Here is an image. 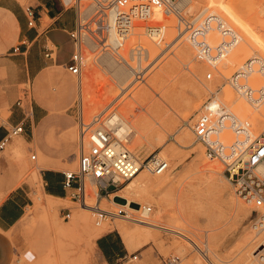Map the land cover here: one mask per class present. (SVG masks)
Masks as SVG:
<instances>
[{"label": "rangeland", "instance_id": "rangeland-1", "mask_svg": "<svg viewBox=\"0 0 264 264\" xmlns=\"http://www.w3.org/2000/svg\"><path fill=\"white\" fill-rule=\"evenodd\" d=\"M221 1L224 4L230 3L236 10L238 17L219 10L211 5L208 0H184L178 2L177 5L182 16L187 20L195 17L198 11L207 10L217 13L227 25L236 31L237 40L215 65L200 61L195 57L194 48L188 40L183 25H181L182 34L179 35L177 14L171 12L169 15H165L161 11L160 13L156 11L148 21L139 22L142 31L137 30V34L133 32L134 34L128 35L122 48L124 53L121 51L122 54L126 53L123 56L128 59L127 61L131 65L133 63L129 61L128 52L133 45L142 43L141 45L149 51L147 61L143 62V66L147 65L148 69H146L142 78L135 83H131V75L127 77L121 88L115 83V80L112 79L110 74L106 73L102 66L104 63L103 57L105 59L108 55V58H116L107 53L103 54L102 57L101 54L87 52L81 74L79 76L70 74L59 65L69 58L73 49L72 40L66 34H61L57 39L59 58L56 59V63L50 62V66L44 70L42 76L29 77L25 82L14 84L10 82L11 72L5 71L4 68L0 69V91L5 96L3 100H0V123L7 122L10 109L15 107L18 98L22 99L23 108L29 114L31 106L35 103L34 96L36 94L41 96L43 105L57 118L56 123H65L66 119L69 121L73 131V143L69 148L70 155L63 158L67 162L63 167L64 171H74L77 168L79 156L77 122L79 117L87 122L94 114L103 111V108H106V110L117 109L116 111L120 113L121 106L131 100L129 96L137 93L139 95L141 91H145L143 97H139L138 101L133 103V112L139 115L144 113L146 108L151 107L153 115L160 119L161 123L160 125L156 124L154 128L149 130L147 134L148 141H144L140 146H129L133 143H131L130 137L132 141L136 138L134 133L130 132L125 136L130 142L129 140L122 142L133 154L140 158L158 153L169 162L167 171L169 182L167 186L156 195L149 197L148 200L141 202L142 205L146 204L152 207L151 212H149L152 213L150 218H157L158 224L166 229L164 227L148 228L147 241L145 237H140L133 239L129 244H132L133 248L145 244L151 246L150 251L159 254L164 262L172 256H177L179 259L175 264H207L209 258L214 260L213 253H211L214 252L219 258V260H215L214 264H230L231 259L236 254V246L242 237L246 234H255L252 226H254L256 212L253 210L252 205L245 204L236 194L233 186L222 176V164L218 160L210 159L205 155L204 147L195 141L192 132V125L202 104L212 96L221 100L240 118H249L254 133L257 134L264 129V119H252L253 114L249 113L253 108L241 98L228 82L231 74L241 67L247 59L262 55L260 53L264 50V0ZM86 3V0H71L68 6L76 10L80 5L82 10ZM46 22L48 23L49 20L46 19ZM158 23L166 25L163 42L160 45L153 42L144 30L146 24ZM219 33L221 32L215 29L208 32L207 39L212 45L220 41L221 35ZM139 35H142V40ZM245 39L253 45V48L246 45L244 48H248L249 51L243 52L242 45L245 46ZM147 41L150 43L147 44ZM165 42L169 43L167 47H165ZM49 46H52L51 43H49ZM179 49H187L191 59L176 58L174 53ZM98 59L102 60V65ZM252 64L255 71L252 70V77H250V81H252L250 83L257 87L263 83L262 72L260 71L262 67L259 68V63ZM165 65H169V69L165 74H161V69ZM221 65L224 66L225 70V73L222 72V74L221 68L223 67ZM192 68L193 73L191 72ZM207 73H211L210 78H207ZM80 82L83 83L81 88L79 86ZM193 86L201 87L204 93L197 108L189 113L185 122L182 116L184 106L179 97L184 95L186 98L191 99L193 97ZM226 89L230 90L232 94H226ZM152 95L153 100H151ZM158 99L161 101V105L155 102ZM240 104H244L245 107L240 106ZM185 129L189 130L192 139H194L189 145L182 146L180 145L182 143L179 142V136ZM227 132H225L227 133L225 135L223 131L218 134L223 141H230L234 137L231 130ZM159 134H161L160 139H157L156 136ZM13 140L21 144L20 151L7 145L5 153L8 150L11 152V159L14 162L15 170H17L18 179L15 184H23L28 192L29 205L26 207L21 221L8 233L15 244L14 254L8 264H100L95 249V239L100 234L114 229L110 228L109 224L117 222L129 229H133V227L146 229L138 225L136 220L123 217L107 218L97 226L94 223L91 209L86 212V224L82 225L79 215L83 212V205L71 201L69 198L54 199L45 194L41 172L46 168L45 165L56 167L51 162V158L40 152L34 143L27 144L21 135L13 137ZM88 146V143H85V150L88 149ZM169 148L175 151L174 155L167 151ZM60 149L63 148L58 150ZM198 151L202 152L200 157H198ZM18 154L19 157L16 156ZM32 154L36 155V159H31ZM203 161L216 164L219 170L215 174L216 184L207 181L206 175L200 170ZM35 172H38V179L34 174ZM143 172L150 176H157V174L154 175L145 170ZM128 182L116 190L115 193L123 194L122 188ZM93 186H95L94 183L86 179L85 204L90 202L91 206L97 200V196L93 192ZM37 196H42L41 199L44 204L46 202L52 204L53 211L42 210L37 205V199H35ZM111 197L101 198L99 201L100 206L107 210L122 208L121 206L111 205L112 203H109ZM231 198L242 203L246 209H237L230 203ZM115 199L119 202L124 201L119 197H115ZM131 206L138 208V205L134 203ZM66 209L70 211L69 218L62 217ZM128 211L132 213L134 218H138L140 215L139 212ZM145 219H147L146 215L142 220ZM176 231L181 232V234ZM252 257V255L249 256L247 264L251 262Z\"/></svg>", "mask_w": 264, "mask_h": 264}, {"label": "built area", "instance_id": "built-area-1", "mask_svg": "<svg viewBox=\"0 0 264 264\" xmlns=\"http://www.w3.org/2000/svg\"><path fill=\"white\" fill-rule=\"evenodd\" d=\"M86 1L82 10L80 5L76 8V22L74 28L68 32L73 43L72 53L61 65L75 76L81 74L87 52L99 55L107 53L130 68L132 83L139 81L148 69L147 65L143 66V62L149 57L147 49L140 43L129 49V61L133 63L132 65L123 56L121 50L125 39L134 28V22L147 20L156 11L171 10L177 14L178 31H182L181 25H183L188 40L194 48L195 57L211 65H215L237 40L236 31L213 12L203 10L200 17L194 21H192L194 17L190 20L184 19L181 10L177 7V0ZM23 11L27 26L34 28L37 23L35 8L26 5ZM159 29V25L146 27L148 35ZM211 29L221 32L219 33L220 41L214 45L207 39ZM163 38H160L159 42L162 43ZM159 42L158 44H161ZM27 44L26 40L17 43L12 47L11 54L19 53L21 46ZM164 44L167 47L169 43ZM43 55L45 58L53 59L54 47L45 45ZM252 60L253 58L247 59L241 67L236 69L228 82L251 107H254L264 102V67L260 69L263 72L261 75L263 83L254 87L249 81V72L253 68ZM210 77L211 73H207V78ZM16 105L23 108L21 98L16 101ZM115 113L117 114V111L114 109H105L94 114L87 122L82 117L78 118L77 168L74 171L63 172V188L72 189L70 198L80 204H85L86 179L94 183L97 200L93 206H90V211L97 226L107 218L123 217L136 221L145 218L144 213L152 210L150 205L139 204L136 212L140 215L134 218L132 213L123 207L116 210L103 209L99 201L101 198H108L115 194L116 190L141 171L159 175L169 168V162L158 153L140 158L123 144L114 131L117 125L116 121H112ZM22 114L26 118V113L22 112ZM224 128L231 130L234 134L230 141H223L218 135ZM23 132L24 121L11 125L0 139V151L6 148L13 137ZM192 132L195 141L204 147L205 155L222 164L223 176L233 186L236 194L245 203L252 205L256 212L253 227L264 230V179L257 172L258 165L264 160V129L257 134L254 133L247 119L240 118L217 97L212 96L202 104L192 125ZM85 143L89 145L87 150H85ZM31 159H36V155L32 154ZM62 217L69 218L70 211L66 209ZM178 259L177 256H172L164 263L175 264ZM249 264H264V242L254 253Z\"/></svg>", "mask_w": 264, "mask_h": 264}, {"label": "crops", "instance_id": "crops-1", "mask_svg": "<svg viewBox=\"0 0 264 264\" xmlns=\"http://www.w3.org/2000/svg\"><path fill=\"white\" fill-rule=\"evenodd\" d=\"M70 1L0 0V69L4 68L5 71L11 72V83L18 84L25 82L29 77L42 76L44 70L50 66V62L56 63V59L59 58L57 39L61 34L69 36L68 32L74 28L76 22V10L68 6ZM26 5L35 8L37 23L34 28L26 24L23 11ZM46 19L49 20L48 23ZM23 40L28 44L21 46L19 53L11 54L12 47ZM49 43L55 49L53 59L45 58L43 55L44 47ZM0 95L5 98L1 91ZM36 97L40 101H37ZM34 100L35 103L31 106L29 114L17 105L10 109L7 122L0 123V139L11 125L24 121L22 139L27 144L34 143L38 150L48 155L51 162L56 165V167L45 166L46 168L41 172L45 193L59 199H71L72 189L63 188L62 181L63 167L67 163L63 158L70 155L73 131L67 119L65 123H56L57 118L43 105L39 94L34 96ZM22 112L26 113V118ZM13 143L14 140L11 139L8 145L12 147ZM59 148L63 149L58 150ZM15 169L10 150L6 153L5 149L1 150L0 264H8L14 254L15 244L8 233L21 221L29 205L28 192L23 184H15L18 179ZM150 247L145 244L133 248L121 238L116 229L108 230L95 239V249L100 264H165L159 254L150 251Z\"/></svg>", "mask_w": 264, "mask_h": 264}, {"label": "bare ground", "instance_id": "bare-ground-1", "mask_svg": "<svg viewBox=\"0 0 264 264\" xmlns=\"http://www.w3.org/2000/svg\"><path fill=\"white\" fill-rule=\"evenodd\" d=\"M181 1H184V0H177V3L178 2H181ZM187 1V0H185ZM209 3L211 5H214L216 8H218L219 10L221 11H224V12H229L230 14H233L235 15L236 17H238L237 15V12L236 10L234 9V7L230 4V3H227V4H224L222 3L221 0H208ZM176 3V4H177ZM184 5V4H183ZM182 8V7H181ZM203 10H200L198 11L196 14H195V17L193 18L192 21L196 20L198 17H200L201 13H202ZM160 13V12H159ZM164 13L165 15H169L171 13V10H168V11H165V12H162ZM215 13V12H213ZM217 14V13H215ZM219 16V15H218ZM177 17V16H176ZM221 17V16H220ZM222 18V17H221ZM240 18V16H239ZM238 18V19H239ZM164 19V18H163ZM185 19V18H184ZM241 19V18H240ZM243 20V19H242ZM148 21L147 20H144V22ZM139 22H142V21H135L134 22V28L132 29L131 33L129 35H132L133 32H136V34L138 33V31H142V28H141V24ZM162 22V21H161ZM155 25H159L160 26V29L157 30V31H154L152 33H150L151 35H148L147 34V31H146V27L147 26H155ZM176 28V27H175ZM141 29V30H139ZM169 29V28H168ZM182 29V28H181ZM138 30V31H137ZM144 30H145V33L146 35L153 40V42H155L156 44H158L159 42V39L160 38H163L164 37V34H165V30H166V25L165 24H162V23H158V24H146L145 27H144ZM175 30V29H174ZM170 31V30H169ZM168 32V31H167ZM171 33V32H170ZM169 33V34H170ZM134 34V33H133ZM141 34V33H140ZM176 33L174 32V35ZM182 34V32L180 31L179 32V35ZM168 35V33H167ZM140 36V35H139ZM142 36V35H141ZM140 36V38H141ZM145 36V35H144ZM146 36V37H147ZM147 37V38H148ZM168 37V36H167ZM185 37V36H184ZM183 37V38H184ZM131 39V38H130ZM129 39V40H130ZM186 39V38H185ZM142 40V38H141ZM145 40V39H144ZM134 41V40H132ZM137 41V40H136ZM139 42V41H138ZM146 43V41H144ZM150 43V42H149ZM148 41H147V44H149ZM161 43V42H159ZM246 43V44H245ZM245 46L242 45V47H246V45H248V47L250 48H253V45L248 43L245 39ZM129 44V43H128ZM142 44V43H141ZM144 44V43H143ZM146 44V45H147ZM155 44V45H156ZM152 45V44H151ZM160 45V44H159ZM132 46V45H131ZM130 46V47H131ZM148 46V45H147ZM124 47V46H123ZM150 47V45H149ZM241 47V49H242ZM153 48V47H152ZM156 49V48H154ZM162 49V48H161ZM148 50V49H147ZM122 51V50H121ZM158 51V49H157ZM246 51H249V49H243V52H246ZM123 52V51H122ZM126 52V51H125ZM149 52V51H148ZM161 52V51H160ZM159 52V53H160ZM124 53V52H123ZM129 53V52H128ZM153 53V52H152ZM158 53V52H157ZM156 53V54H157ZM164 53V52H163ZM126 54V53H125ZM123 54V55H125ZM162 54V53H161ZM160 54V55H161ZM262 55H258V56H254L253 60H252V63H259L261 65V69H263V65H264V50L262 53H260ZM103 54H101L102 56ZM153 55V54H151ZM99 56V55H97ZM110 56V55H109ZM157 56V55H156ZM155 56V57H156ZM159 56V55H158ZM174 56L176 58H179V59H186V60H190L191 59V55L190 53L187 51V49H179L177 50L175 53H174ZM103 57V56H102ZM111 57V56H110ZM127 57V55H126ZM223 57V56H222ZM221 57V58H222ZM101 58V57H100ZM102 59V58H101ZM127 59V58H126ZM193 59V58H192ZM99 60V63L101 64V61L104 60L103 62V67L106 71V73L110 74L112 79L115 80V83L120 86L121 88V85L125 82V80L127 79L128 76L131 75V70L128 66L125 65L124 62H121L119 61L118 59L116 58H108V55L107 57L100 61ZM97 60V61H98ZM106 60V61H105ZM128 60V59H127ZM152 60V59H151ZM156 60V59H155ZM219 61V60H218ZM152 62V61H151ZM154 62V61H153ZM189 62V61H188ZM96 63V62H95ZM148 63V62H147ZM152 64V63H151ZM221 74L222 72L225 73L224 71V66L221 65ZM252 67H253V64H252ZM169 69V65H165L162 69H161V74H165ZM253 71H255L254 67L252 68ZM253 71H250L249 73L250 74V77H252V73ZM261 71V70H260ZM191 72L193 73V68L191 69ZM262 72V71H261ZM263 74V72H262ZM225 75V74H224ZM226 76V75H225ZM196 78V76H195ZM262 78V77H261ZM259 80V79H257ZM249 81H250V78H249ZM252 81V80H251ZM250 81V82H251ZM129 82V81H128ZM132 83V82H131ZM255 83V82H254ZM256 84V83H255ZM83 85V83L80 82L79 86L80 88L83 87L81 86ZM128 85V84H127ZM130 85V84H129ZM253 85V84H252ZM259 85V84H258ZM149 86V85H148ZM254 86V85H253ZM135 87V86H134ZM122 88H125V87H122ZM127 89V88H126ZM149 90V89H148ZM151 92V91H150ZM157 93V92H156ZM203 93H204V90L201 88V87H196V86H193L192 87V94H193V97L191 99H188L186 98L184 95L180 96L179 97V100L181 101V103L183 104V120L186 122L187 121V116L189 115V113L197 108L199 102L201 101L202 99V96H203ZM105 94V93H104ZM138 94V93H137ZM137 94H133L129 97H131L130 99L131 100H128L127 102H125L121 108L119 109L120 110V113L119 111H117V114L115 113L113 115V119L112 121H116L117 125L114 127V131L115 133L117 134V136L119 137L120 140L122 141H128L125 136L126 134H128L129 132L130 133H134L135 135V140L132 141L131 137H130V140H131V143L130 144V140H129V146H133V147H137V146H140L142 143H144V141H148V132L149 130H151L152 128L155 127L156 124L160 125L161 123V120L158 119L155 115H153L152 113V109L151 107L149 108H146L145 109V112L144 113H141L139 115L135 114L133 112V103L137 102L138 101V98L139 97H143V95L145 94V91H141L139 93V95ZM226 94L228 95H231L232 92L228 89H226ZM106 95V94H105ZM104 95V96H105ZM103 96V95H102ZM0 100H3V96L1 95L0 96ZM151 100H153V95L151 96ZM161 98V96H160ZM242 98V97H241ZM126 99V98H125ZM36 100L37 101H40V99L38 97H36ZM219 100V99H218ZM244 100V99H243ZM89 101V100H88ZM221 101V100H219ZM86 102V101H85ZM84 102V103H85ZM98 102V101H97ZM96 102V104H98ZM155 102L158 104V105H161V101L158 99V100H155ZM222 102V101H221ZM91 104V102H89ZM163 103V102H162ZM96 104H93V105H96ZM87 105V104H86ZM92 105V104H91ZM99 105V104H98ZM97 105V106H98ZM89 106V105H88ZM100 106V105H99ZM200 106V105H199ZM240 106H243L245 107L244 104H240ZM91 107V106H90ZM92 107H96V106H92ZM108 108V107H107ZM117 108V107H116ZM229 108V107H228ZM253 110H251V113L249 114H253L252 116V119L255 120L257 118H263L264 119V102L263 103H260L254 107H252ZM91 109V108H89ZM98 109V108H97ZM97 109H94V110H97ZM106 109V108H105ZM103 108V110H105ZM230 109V108H229ZM117 110V109H116ZM231 110V109H230ZM90 111V110H89ZM232 111V110H231ZM101 112V111H100ZM233 112V111H232ZM237 115V114H236ZM244 119V118H243ZM249 122V118L247 119ZM187 124V123H186ZM188 127V126H187ZM224 135L229 133L227 131H230L229 129L227 128H224L223 130ZM227 132V133H225ZM219 134V133H218ZM160 135L159 134L157 137V139H160ZM155 138V137H153ZM194 139V138H193ZM192 135L191 133L189 132L188 129H185L183 130V132L181 133V135L179 136V142L182 143L180 145L182 146H186V145H189L190 143H192ZM18 141V140H17ZM159 141V140H158ZM23 147V146H22ZM152 147V146H151ZM12 148H15V150H18L20 151V148H21V144L18 143V142H14L13 145H12ZM132 149V147H131ZM14 150V149H12ZM168 152H170L172 155L175 154V151L171 148L167 149ZM21 152H24V151H21ZM14 153V152H13ZM16 153V152H15ZM198 157L201 156V151H198ZM19 157V154L16 155ZM21 156V155H20ZM204 156V155H203ZM207 158V157H206ZM208 159V158H207ZM209 161V160H208ZM215 161V160H214ZM218 163V162H217ZM45 166H48V165H45ZM200 170L204 173V175H206V179L207 181L213 183V184H216V177H215V174L217 173V166L215 163H207L206 161H203L200 165ZM36 171V170H35ZM167 171L166 170L164 173L162 174H159L157 176H150L149 174L147 173H144L143 171L139 172L135 177H133L132 179L129 180V182L122 188L123 190V194H113L111 195V199L109 201V203H112L111 205H114V206H121V207H124L126 210H132V211H136L137 208H133L131 206L132 203L136 204V205H139L141 204L142 201H145V200H148L149 197L151 196H154L156 195L159 191H161L162 189H164L167 184H168V180H167ZM219 171V170H218ZM257 172L258 174L264 179V160L263 162H261L258 167H257ZM38 173V172H37ZM36 172L34 173L35 176L37 177V179L39 178L38 177V174ZM169 174V173H168ZM155 175V174H154ZM223 176V175H222ZM204 177V178H205ZM226 179V178H225ZM40 183V182H39ZM38 183V184H39ZM225 186V184H223ZM86 186V185H85ZM41 187V186H40ZM93 189H94V193H96V187L93 186ZM230 191V190H229ZM46 194V193H45ZM44 196V195H43ZM46 196H48L49 198H54V199H59V198H56V197H53L51 195H48L46 194ZM90 196V195H89ZM229 196V195H228ZM42 197V196H41ZM40 196H37L35 199H37V205L44 211H53L54 207L52 204H49L46 202V204H44L42 202V199H41ZM45 197V196H44ZM115 197H119L121 199H123L124 201L123 202H119L115 199ZM62 200V199H61ZM47 201V200H46ZM164 202V201H163ZM230 203L235 206L237 209H240V210H245L246 207L240 203L239 201L231 198L230 199ZM246 204V203H245ZM83 205L82 206V214L79 215L80 219H81V223L82 225L86 224V212H88L91 208V204L90 202L87 204H81ZM103 209H106L104 207H102ZM167 212V211H166ZM146 216H147V219L145 220H137V224L140 225V226H143L145 227L146 229L144 228H134L133 229H129L127 227H125L124 225L122 224H119L117 222H114V223H111L109 224L110 228H114L116 229L119 234L122 236V238L124 239V241L126 243H130L133 239H138L140 237H145V240L147 241V237L149 235V230L148 228H160V227H164V226H160L158 224V219L153 217V218H150V213H144ZM254 224V223H253ZM252 225V224H251ZM165 228V227H164ZM253 230H254V235H251V234H246L242 237V239L240 240V242L237 244L236 246V254L235 256L231 259V262L230 264H247L248 263V259H249V256L250 255H254V253L262 246V243L264 242V230L263 229H259L257 227H253ZM166 229V228H165ZM251 229V228H250ZM177 233L181 234V232L179 231H176ZM253 234V233H252ZM135 241V240H134ZM132 245V244H131ZM252 245V246H251ZM213 253V256H214V260H208V263L209 264H214L215 263V260H219V258L217 257V255H215L214 252H211ZM212 256V257H213ZM206 257V256H205ZM216 257V258H215ZM253 258V257H252ZM213 259V258H212ZM205 263H207L205 261ZM207 263V264H208ZM251 263V262H250Z\"/></svg>", "mask_w": 264, "mask_h": 264}]
</instances>
